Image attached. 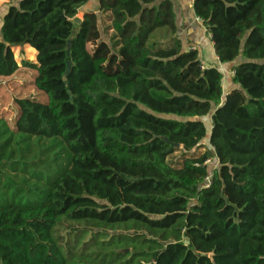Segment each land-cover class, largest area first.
<instances>
[{"label": "trees", "instance_id": "obj_1", "mask_svg": "<svg viewBox=\"0 0 264 264\" xmlns=\"http://www.w3.org/2000/svg\"><path fill=\"white\" fill-rule=\"evenodd\" d=\"M91 6H1L0 76L30 45L48 100L18 99L15 128L0 119V264H264V0H193L240 85L228 93L184 48L174 0Z\"/></svg>", "mask_w": 264, "mask_h": 264}, {"label": "rangeland", "instance_id": "obj_2", "mask_svg": "<svg viewBox=\"0 0 264 264\" xmlns=\"http://www.w3.org/2000/svg\"><path fill=\"white\" fill-rule=\"evenodd\" d=\"M11 1L12 0L3 2L2 0H0V18H2L3 14V9L1 7L3 6L2 4L10 3ZM100 28L102 32V37L106 40H109L106 34L104 33L102 26H100ZM169 33L170 32L167 29H161L158 35L152 40V42H167L169 38ZM14 53L16 59L20 63V69L11 76H0V119L5 120L12 128H15V121L19 114V106L17 103L18 99L34 98L43 102H46L48 100V95L44 92H41L35 84V76L37 74V69L34 67L22 65L23 59H28L30 61L37 62L36 50L29 48L28 46H25L23 48L15 47ZM33 138L39 140L41 137L34 136ZM44 140H46V144L52 142V139L44 138ZM62 147L63 145L58 143L57 145L50 147L46 154H49V157L52 158L56 153H58L62 149ZM66 159H63L62 162L59 161L61 163L58 165L56 170L50 168L49 171H54L57 173L60 172L63 166L65 165L64 162L66 161ZM215 165H217V162L213 160L210 163V166L213 168Z\"/></svg>", "mask_w": 264, "mask_h": 264}, {"label": "crops", "instance_id": "obj_3", "mask_svg": "<svg viewBox=\"0 0 264 264\" xmlns=\"http://www.w3.org/2000/svg\"><path fill=\"white\" fill-rule=\"evenodd\" d=\"M2 1L6 2L8 0ZM90 3L92 5V10H95L99 13V0H90ZM174 3L177 12V34L179 38H181L184 48L191 49V47H196L205 65H219L220 69L224 72L225 75L224 88L226 93H228L232 89L240 88V85L233 81L231 66L223 64L219 61L218 56L215 53L211 34L206 31V28L204 27L202 21L194 12V9L192 7L193 0H174ZM6 4L7 3H3L2 5ZM26 46L32 48L30 45Z\"/></svg>", "mask_w": 264, "mask_h": 264}, {"label": "water", "instance_id": "obj_4", "mask_svg": "<svg viewBox=\"0 0 264 264\" xmlns=\"http://www.w3.org/2000/svg\"><path fill=\"white\" fill-rule=\"evenodd\" d=\"M83 18H84V16L82 14H78L74 18L71 19L72 29H71V34H70L68 41H67V53H68V55L71 54V48H72L73 40L77 37V35L81 31ZM71 68H72V60H68L67 70L65 72V77H67L69 75ZM163 138L166 141H168V137L164 136ZM176 145H178V144H176ZM188 243H189V241H187V244Z\"/></svg>", "mask_w": 264, "mask_h": 264}, {"label": "built area", "instance_id": "obj_5", "mask_svg": "<svg viewBox=\"0 0 264 264\" xmlns=\"http://www.w3.org/2000/svg\"><path fill=\"white\" fill-rule=\"evenodd\" d=\"M199 19L201 20V18L199 17ZM191 49H196V47H191ZM232 73L234 74V71H232ZM210 161V159L208 160V162ZM211 183V176H208L206 178V182H205V186H209Z\"/></svg>", "mask_w": 264, "mask_h": 264}]
</instances>
